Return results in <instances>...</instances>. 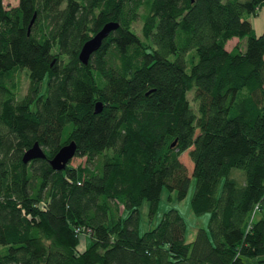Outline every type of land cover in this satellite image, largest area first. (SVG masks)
<instances>
[{"label":"trees","instance_id":"obj_1","mask_svg":"<svg viewBox=\"0 0 264 264\" xmlns=\"http://www.w3.org/2000/svg\"><path fill=\"white\" fill-rule=\"evenodd\" d=\"M262 8L0 0V264H264V28L251 20ZM109 20L118 26L83 62V43ZM21 69L32 86L16 99ZM72 139L84 163L54 168ZM34 141L46 156L25 162ZM192 176V209H209L208 224L186 240L170 206L141 230L143 200L153 213L164 184L182 198Z\"/></svg>","mask_w":264,"mask_h":264},{"label":"rangeland","instance_id":"obj_2","mask_svg":"<svg viewBox=\"0 0 264 264\" xmlns=\"http://www.w3.org/2000/svg\"><path fill=\"white\" fill-rule=\"evenodd\" d=\"M251 20L256 29V32L260 33L264 28V8L258 10V12L255 15H252ZM141 26H142L141 19H138L135 22H133V28L137 33H139L143 37ZM238 41H239L238 37L233 36L228 40L226 47L231 48ZM239 43L241 47H244L245 38H242ZM192 51L194 50L192 49ZM192 51L190 50L188 53V67H190L192 62L190 56ZM16 80H17V87H14L16 91L15 93L16 99H23V98L25 99V97L29 94L32 86L28 72L25 69H21L16 74ZM188 97L192 102V104L195 105L193 100V91L188 92ZM180 159L186 164L188 171L191 172L193 170V161L191 160L188 154V149L184 150L180 154ZM84 161H85V156H79L75 154L70 159L69 163L73 165H77L80 162L84 163ZM195 181H196L195 176H192L188 191L186 195L183 196L182 198L178 196V190L176 187L170 188L167 184H164L161 190L158 207L156 211L153 213L149 211L148 199H144L142 204L140 205V214H141L140 229L144 230L154 225L158 221V219H160L161 215L166 209H168L170 206H176L179 208V210L181 211V213L185 218V222H186L185 239L186 240L192 239L195 236L197 228L199 226L201 225L206 226L208 224V219L210 215L209 209L200 212H196L195 210L192 209L191 197L195 189ZM79 233H80L79 246L83 247L88 239V232H85L82 229L80 230Z\"/></svg>","mask_w":264,"mask_h":264},{"label":"water","instance_id":"obj_3","mask_svg":"<svg viewBox=\"0 0 264 264\" xmlns=\"http://www.w3.org/2000/svg\"><path fill=\"white\" fill-rule=\"evenodd\" d=\"M34 17L32 18V20ZM31 20V22H32ZM118 21L109 20L106 21L93 35L83 43L80 52L79 58L83 62H88V59L92 52L99 48L103 39L109 34L112 29H115L118 26ZM103 106V102L98 100L95 102V111H99ZM76 142L72 139L70 142L62 145L58 151L49 158L51 165L56 169H63L69 160L74 156L76 151ZM46 153L39 143V141H34L22 154V159L25 162L30 161L33 158L45 157Z\"/></svg>","mask_w":264,"mask_h":264},{"label":"built area","instance_id":"obj_4","mask_svg":"<svg viewBox=\"0 0 264 264\" xmlns=\"http://www.w3.org/2000/svg\"><path fill=\"white\" fill-rule=\"evenodd\" d=\"M78 228V227H77Z\"/></svg>","mask_w":264,"mask_h":264}]
</instances>
